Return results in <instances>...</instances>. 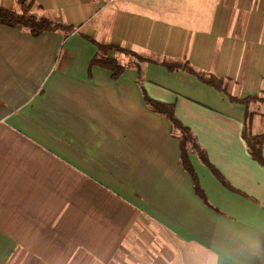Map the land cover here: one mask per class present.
Wrapping results in <instances>:
<instances>
[{
  "label": "crops",
  "instance_id": "1",
  "mask_svg": "<svg viewBox=\"0 0 264 264\" xmlns=\"http://www.w3.org/2000/svg\"><path fill=\"white\" fill-rule=\"evenodd\" d=\"M32 1L40 16L155 61L142 66L144 90L174 106L232 189L190 153L198 194L136 69L113 80L91 67L98 47L79 34L0 24V264H264V166L244 138L246 122L264 135V0L0 6L20 13ZM164 60L223 79L226 93Z\"/></svg>",
  "mask_w": 264,
  "mask_h": 264
},
{
  "label": "trees",
  "instance_id": "2",
  "mask_svg": "<svg viewBox=\"0 0 264 264\" xmlns=\"http://www.w3.org/2000/svg\"><path fill=\"white\" fill-rule=\"evenodd\" d=\"M43 11V8L39 5H36L34 1L30 3H24L22 5V11L17 13L10 9L4 8L0 6V24L6 25L9 27H21L28 33L33 36H40L45 32H55L64 36V40L69 39L74 34H79L85 39L89 40L93 44L98 47V52L94 59L91 62V67L100 66L104 69L110 70L112 72V79L118 80L124 72L129 68H134L138 71V84L142 88L145 102L156 113H159L166 117L171 125H172V135L179 140L180 150H181V158L180 164L183 169L192 175L196 190L198 194L201 196H205L198 180V176L193 168V165L190 161L189 154H196L200 162L210 168L212 172L220 179V181L231 188L226 179L219 173V171L214 167V165L208 159V155L206 150L199 144L198 139L193 132V130L187 126H185L176 116L175 108L172 105H166L159 103L152 98L149 97L147 92L143 88V71L142 66L146 63H153L155 61L147 58L146 56L130 51L128 49H123L120 47H114L107 44H102L97 42L95 39L86 36L80 32L78 28L69 24H63L59 22H55L50 18L45 17L44 15H38V12ZM115 52L117 54L125 56L127 59L126 64H121L118 59L111 58L110 52ZM163 66L167 67L169 71H187L195 76H197L202 82L207 85H210L220 92L226 93V90L223 87L224 80L212 75L206 74L203 72L196 71L194 68L189 65L188 62H169L168 60H164L162 62ZM230 99L234 102L245 104L249 106V103L257 100V97H249L245 99H239L230 97ZM252 114H249V117ZM249 123L246 122V126L244 129V138L249 147V152L254 160H256L259 164L264 166V156H263V143H264V135L249 137L248 136ZM232 189V188H231ZM205 198V197H204ZM206 200V199H205ZM207 201V200H206Z\"/></svg>",
  "mask_w": 264,
  "mask_h": 264
},
{
  "label": "rangeland",
  "instance_id": "3",
  "mask_svg": "<svg viewBox=\"0 0 264 264\" xmlns=\"http://www.w3.org/2000/svg\"><path fill=\"white\" fill-rule=\"evenodd\" d=\"M257 120H258V119H257ZM259 127H260V129H261L260 131H264V121H260V126H259ZM247 134H248L249 137H253V136L251 135V131H250V129L248 130V133H247Z\"/></svg>",
  "mask_w": 264,
  "mask_h": 264
},
{
  "label": "clouds",
  "instance_id": "4",
  "mask_svg": "<svg viewBox=\"0 0 264 264\" xmlns=\"http://www.w3.org/2000/svg\"><path fill=\"white\" fill-rule=\"evenodd\" d=\"M209 264H212V262H209Z\"/></svg>",
  "mask_w": 264,
  "mask_h": 264
}]
</instances>
